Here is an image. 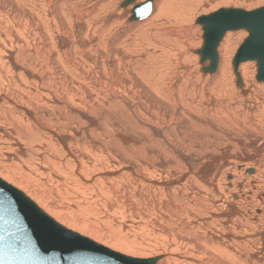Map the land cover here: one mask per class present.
I'll return each mask as SVG.
<instances>
[{
  "label": "bare ground",
  "instance_id": "obj_1",
  "mask_svg": "<svg viewBox=\"0 0 264 264\" xmlns=\"http://www.w3.org/2000/svg\"><path fill=\"white\" fill-rule=\"evenodd\" d=\"M125 1L0 0V177L63 226L130 256L264 264V80L255 60L235 70L244 29L225 32L214 71L197 52L199 17L233 0H153L141 19L130 16L142 0ZM97 183L106 197L87 193ZM76 198L106 217L158 202L185 228L183 253L130 248L116 230L131 221H104L105 233Z\"/></svg>",
  "mask_w": 264,
  "mask_h": 264
},
{
  "label": "water",
  "instance_id": "obj_2",
  "mask_svg": "<svg viewBox=\"0 0 264 264\" xmlns=\"http://www.w3.org/2000/svg\"><path fill=\"white\" fill-rule=\"evenodd\" d=\"M152 6L153 0L136 4L131 19L145 17ZM197 21L204 31V43L197 52L202 61L211 60L205 70L216 69L217 47L225 32L245 29L248 36L236 52L235 70L239 62L255 60L257 79L264 80V6L220 8ZM159 258L130 256L63 226L24 191L0 177V264H157Z\"/></svg>",
  "mask_w": 264,
  "mask_h": 264
},
{
  "label": "rangeland",
  "instance_id": "obj_3",
  "mask_svg": "<svg viewBox=\"0 0 264 264\" xmlns=\"http://www.w3.org/2000/svg\"><path fill=\"white\" fill-rule=\"evenodd\" d=\"M143 1H146V0H142L141 2H143ZM254 1V2H253ZM140 2V3H141ZM240 5H239V4ZM238 3H237V1L236 0H233V2L231 1V4H226L228 7H240V8H243V9H247V10H252V9H255V8H259V7H262V6H264V0H238ZM244 3V4H243ZM139 4V3H138ZM235 4L237 5V6H235ZM218 5V6H217ZM217 5H215V6H217L216 8H214V9H212V12H214V11H216V10H218V9H220V8H222V7H227L225 4H222V3H220V4H217ZM223 5V6H222ZM230 5V6H229ZM245 5H247V6H244ZM210 8V7H209ZM208 8V9H209ZM200 12H203V11H201L200 10ZM199 12V13H200ZM207 14H210V13H207ZM207 14H203V15H207ZM199 15V14H198ZM202 15V14H201ZM139 19H141V18H139ZM202 25V24H201ZM242 31H244V32H246L245 31V29L244 30H242ZM248 35V34H247ZM246 35V36H247ZM245 36V37H246ZM244 37V38H245ZM244 38H242V40L241 41H238V47L240 46V44H241V42L243 41V39ZM236 49H238L237 47H236ZM235 52H236V50H235ZM234 52V53H235ZM196 54V53H195ZM246 172L248 173V174H252L253 173V169L252 168H249V169H247L246 170ZM98 186V187H97ZM97 186H96V190H88L87 191V193H90V195H94V194H96L97 192H99V191H103V194H105V197L107 196L106 195V186H103V185H101V183H97ZM96 192V193H95ZM74 197H75V195H74ZM88 197H89V195H88ZM78 198H76V200H75V203H78V207L77 208H80L81 209V211L83 210V212L84 213H86V215H87V217L89 218V222H96V220H97V222H96V224L98 223V221L102 218V222L101 221H99V225L101 226V225H103V223H104V221H105V223H104V226H105V224H107V226L106 227H108V226H111L112 224H114L113 223V218L114 217H116V219H118V218H120V220L118 219V221L119 222H117V223H119V227H121V225H120V223H124V222H126V223H129L130 221H131V223L132 224H134V226L133 225H131V223H129V225L131 226V228L129 229V227H127V229H126V227L124 226V229H122L123 228V226L121 227V229H117V227H116V231H118L119 233H121L123 236L125 235V237H128L131 241H132V243H131V245L129 244V246H130V248L132 247V248H135V249H138L139 248V246H142V247H140V249H142V251H144V252H146V253H148V252H150V250H151V252H153V251H155V250H166V248L165 247H168L167 249H172V248H174L175 250H176V253L177 254H182L183 252V250H182V247H184V246H186V243H185V240L184 239H182V238H184V236H182V235H180L181 233H183V234H186V231L185 230H183V229H185V228H182L183 226L182 225H177L176 224V222H175V220H173L172 218H171V213L169 212V215L167 214V210H166V208L164 209V207H162L161 208V206H159V207H156V206H158V202H156L155 204H153V203H151V202H145V203H142L141 204V202L139 201V202H137V203H135V202H133L132 201V203H135V204H137V205H139V206H136L138 209H139V213L137 212V214L136 213H134V214H131L129 211H127V210H124V209H119L118 211V213H117V215H116V212L117 211H114V216L113 217H106V216H104L105 214L104 213H102V211H100L101 209H98V210H95V209H97V208H93V207H90V209H87V212H86V206H85V204H83V203H81L80 201H79V199L77 200ZM162 200L163 201H165V199L164 198H162ZM138 201V200H137ZM140 203V204H139ZM148 204H150V206L148 205ZM142 205V206H141ZM152 206V207H151ZM98 208L100 207V206H97ZM142 209H140V208ZM150 207V208H149ZM146 208H148L150 211H148ZM152 208V209H151ZM158 208H159V211L160 210H162L160 213H162L163 215H161L160 213H159V211H158ZM157 209V210H156ZM155 210V211H154ZM93 211V212H92ZM96 213H95V212ZM120 211H121V213H120ZM124 211H126V212H124ZM144 211V213H142V212ZM79 212V211H78ZM101 212V213H100ZM151 212V213H150ZM256 212H261V211H259L258 209H256ZM93 213H95V214H93ZM126 213H127V216H126ZM155 213H156V215H155ZM121 214V215H120ZM125 214V215H124ZM143 214H144V216H143ZM146 214V215H145ZM159 214V215H158ZM171 214V215H170ZM94 215H97V216H94ZM123 215V216H122ZM131 215V216H130ZM135 215V216H134ZM142 215V216H141ZM150 215H152V216H150ZM91 218H90V217ZM100 216V217H99ZM119 216H122V217H124V218H122V217H119ZM138 216V217H137ZM146 216V217H145ZM166 217V220H164L163 218L164 217ZM170 216V217H169ZM105 217V219H103ZM118 217V218H117ZM128 217V218H127ZM135 217H137V218H135ZM152 217H153V219H152ZM156 217V219H154ZM158 217V218H157ZM98 218V219H97ZM127 218V219H126ZM142 218H143V220H142ZM147 218H148V220H147ZM92 219V220H91ZM96 219V220H95ZM107 219V220H106ZM132 219V220H131ZM134 219V220H133ZM137 219H138V221H137ZM150 219V220H149ZM93 220H95V221H93ZM127 220V221H126ZM129 220V221H128ZM153 220V221H152ZM157 220V221H156ZM162 220V221H161ZM121 221V222H120ZM124 221V222H123ZM133 221H135L134 223H133ZM165 221V222H164ZM107 222V223H106ZM143 222H144V225H143ZM153 222V223H152ZM156 222H158V223H160L161 224V226H162V228H159V225L156 223ZM135 223H137V224H135ZM146 223V224H145ZM110 224V225H109ZM140 224V225H139ZM154 224V225H153ZM165 224V225H164ZM175 224V225H174ZM135 225H137L138 226V228L137 229H139L138 231H136V227H135ZM155 225H158V226H155ZM173 225V226H172ZM104 226H101V228H103L104 229V231L106 230V228L104 227ZM127 226V225H126ZM140 226V227H139ZM146 226V227H145ZM176 226V227H175ZM178 226H182V227H178ZM156 227H158V229L156 228ZM167 227V228H166ZM176 229H175V228ZM142 228V229H141ZM144 228V229H143ZM164 228V229H163ZM169 228L171 229V231L169 230ZM178 228V229H177ZM156 229V230H155ZM179 229H181L180 231H179ZM120 230L122 231V232H120ZM124 230L126 231L125 233L127 234H125L124 233ZM133 230V231H132ZM152 230V231H151ZM175 230H176V232H175ZM141 231V232H140ZM145 231V232H144ZM156 231V232H155ZM164 231V232H163ZM128 232V233H127ZM147 232H148V234H147ZM162 232V233H161ZM185 232V233H184ZM105 233H106V231H105ZM109 233V234H108ZM107 233V235H108V237L110 236H112V238H110L111 240L113 239V240H115L114 239V234L113 233H111L110 234V232H108ZM130 233H132V234H130ZM155 233V234H154ZM163 235H165L166 237H164V236H162L161 238H159L160 236H161V234ZM168 233V234H167ZM180 233V234H179ZM135 234V235H134ZM143 234H144V236H143ZM153 234V235H152ZM146 235V236H145ZM152 235V236H151ZM136 236H138V238H140V239H136L135 237ZM174 236V237H173ZM176 236V237H175ZM151 237V238H150ZM169 237V238H168ZM153 238V239H152ZM135 239V240H134ZM149 239H152V240H149ZM160 239V240H159ZM161 239H163V240H161ZM165 239V240H164ZM171 239H172V241H171ZM174 239V240H173ZM175 239H178V241L177 240H175ZM123 240V239H122ZM133 240L135 241V243H133ZM138 240V241H137ZM149 242H148V241ZM157 240V241H156ZM179 240H180V242H179ZM141 241V242H140ZM156 241V242H155ZM176 241V242H175ZM152 242V243H151ZM172 242V243H171ZM176 244H175V243ZM182 242L184 243V244H182ZM138 243V244H137ZM147 243H148V245H147ZM156 243H157V246H156ZM171 243V244H170ZM119 244L121 245H124L125 243L123 242V241H121L120 240V242H119ZM146 244V245H145ZM166 244H167V246H166ZM182 244V245H181ZM135 245V246H134ZM152 245V246H151ZM162 246V247H159V246ZM144 246H146V247H144ZM152 247L154 248V249H152ZM157 249H156V248ZM145 248H149L150 250H147V249H145ZM148 251V252H147ZM150 252V253H151ZM156 255V254H155ZM155 255H153V256H155ZM181 260V259H180ZM178 263H180V264H183V262H178ZM173 264V263H172Z\"/></svg>",
  "mask_w": 264,
  "mask_h": 264
}]
</instances>
